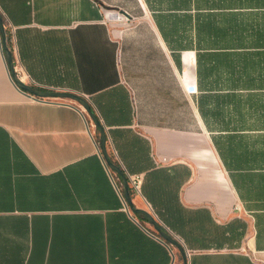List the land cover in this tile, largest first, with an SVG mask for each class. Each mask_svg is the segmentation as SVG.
<instances>
[{
	"label": "crops",
	"instance_id": "obj_1",
	"mask_svg": "<svg viewBox=\"0 0 264 264\" xmlns=\"http://www.w3.org/2000/svg\"><path fill=\"white\" fill-rule=\"evenodd\" d=\"M0 13L18 76L88 99L111 160L144 176L134 207L188 264H264V0H0ZM100 137L81 105L14 83L0 35V264H175Z\"/></svg>",
	"mask_w": 264,
	"mask_h": 264
},
{
	"label": "water",
	"instance_id": "obj_2",
	"mask_svg": "<svg viewBox=\"0 0 264 264\" xmlns=\"http://www.w3.org/2000/svg\"><path fill=\"white\" fill-rule=\"evenodd\" d=\"M0 35L2 38V46H3L4 53H5V57L9 65V70L11 72V76H12L14 83L19 88L26 91L30 96L41 98V99L71 100V101L79 103L84 108L89 118L101 130L100 146H101V152L105 158L106 163L109 165L112 171H114L115 173H117L123 178L124 196H125L127 204L130 207L131 211H133L134 213L144 214L150 220L151 224L153 225L155 231L160 236V238L166 241L169 245L176 247L182 255L183 264H188L189 263V252L185 244L183 243V241L174 233L165 231L161 226L162 223L155 217V215L152 212L146 209H139V208L134 207L132 203V198H131L129 177L120 165L114 163L111 160L109 153H108V149H107V132L105 130L104 125L101 123L100 118L95 113L91 103L88 101V99H86L82 95H79L77 93H73L70 91L39 90L33 87L32 85L24 82L18 76L16 72L13 53L7 42V31L5 27L4 18L1 15V13H0Z\"/></svg>",
	"mask_w": 264,
	"mask_h": 264
},
{
	"label": "built area",
	"instance_id": "obj_3",
	"mask_svg": "<svg viewBox=\"0 0 264 264\" xmlns=\"http://www.w3.org/2000/svg\"><path fill=\"white\" fill-rule=\"evenodd\" d=\"M98 144L100 148V143ZM128 177H129L130 187L134 190V192L142 193V185L144 182V176L142 174H133V175L128 174ZM157 236L160 237L158 234Z\"/></svg>",
	"mask_w": 264,
	"mask_h": 264
},
{
	"label": "rangeland",
	"instance_id": "obj_4",
	"mask_svg": "<svg viewBox=\"0 0 264 264\" xmlns=\"http://www.w3.org/2000/svg\"><path fill=\"white\" fill-rule=\"evenodd\" d=\"M74 103H76V104H78V105L80 106L79 103H77V102H74ZM82 108H83V107H82ZM151 227H152L153 231H155L153 225H151ZM155 232H156V231H155ZM173 247H174V246H173ZM174 248H175V251H176L175 264H183V258H182L181 253L179 252V250H178L176 247H174Z\"/></svg>",
	"mask_w": 264,
	"mask_h": 264
},
{
	"label": "trees",
	"instance_id": "obj_5",
	"mask_svg": "<svg viewBox=\"0 0 264 264\" xmlns=\"http://www.w3.org/2000/svg\"><path fill=\"white\" fill-rule=\"evenodd\" d=\"M144 182H145V179H144ZM144 182H143V185H142V192H143ZM131 190L134 191L132 188H131ZM157 213L159 214L161 220L167 224L166 219H165L162 215H160L159 212H157ZM161 226H162V228H163L165 231H167V232H172L168 227H166V225L161 224Z\"/></svg>",
	"mask_w": 264,
	"mask_h": 264
}]
</instances>
